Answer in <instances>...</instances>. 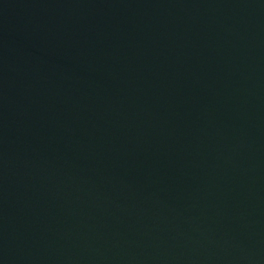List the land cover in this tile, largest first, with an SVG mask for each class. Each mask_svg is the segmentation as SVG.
<instances>
[{"label": "water", "instance_id": "water-1", "mask_svg": "<svg viewBox=\"0 0 264 264\" xmlns=\"http://www.w3.org/2000/svg\"><path fill=\"white\" fill-rule=\"evenodd\" d=\"M0 264H264V0H0Z\"/></svg>", "mask_w": 264, "mask_h": 264}]
</instances>
